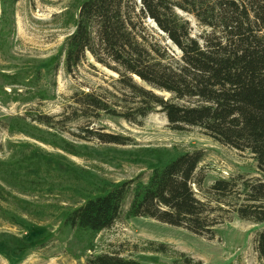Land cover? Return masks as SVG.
I'll return each instance as SVG.
<instances>
[{"label": "trees", "instance_id": "1", "mask_svg": "<svg viewBox=\"0 0 264 264\" xmlns=\"http://www.w3.org/2000/svg\"><path fill=\"white\" fill-rule=\"evenodd\" d=\"M20 1L0 0V42L15 34ZM178 11L194 16L202 32L194 34ZM65 18L73 28L62 49L67 74L92 59L118 78L112 89L76 92L59 116L29 108L22 121L56 135L71 133L69 125L76 124L72 135L78 142L126 145L121 136L96 128L103 117L141 124L162 114L173 131L199 128L223 146L251 153L260 175L220 178L204 191L200 167L205 153H183L154 169L145 185L125 182L88 200L66 224L100 234L117 223L128 200L132 217L200 237H213L216 227L236 216L263 227L255 242L264 264V0H82ZM22 77L1 76L0 102L41 104L49 99L40 72ZM3 125L10 131L23 128L20 119L14 126ZM36 141L60 148L44 136ZM200 192L207 196L200 199ZM155 252L167 254L163 245ZM87 264L140 263L111 253L91 256Z\"/></svg>", "mask_w": 264, "mask_h": 264}, {"label": "rangeland", "instance_id": "2", "mask_svg": "<svg viewBox=\"0 0 264 264\" xmlns=\"http://www.w3.org/2000/svg\"><path fill=\"white\" fill-rule=\"evenodd\" d=\"M81 1L21 0L15 8V34L0 42V86L4 74H20L23 81L40 72V85L50 96L41 104L17 99L0 102L4 122L0 123V264H87L91 256L111 253L140 264H263L255 242L263 227L236 216L216 227L213 237H200L183 228L132 217L128 200L117 223L100 234L66 224L70 214L88 200L125 182L145 185L154 169L187 152L205 153L200 167L206 177L204 191L220 178L260 176L251 153L223 146L199 128L173 131L162 114H152L141 124L103 117L96 128L121 136L126 145L78 142L72 135L76 124L69 125L71 133L56 135L22 121L29 108L59 116L76 92L112 89L118 78L92 59L72 75L65 70L62 49L73 31L65 14ZM178 12L190 22L194 34L202 32L194 16ZM160 39L171 46L164 35ZM19 119L23 128L10 131L3 125ZM40 136L60 148L36 141ZM161 245L167 254L155 252Z\"/></svg>", "mask_w": 264, "mask_h": 264}]
</instances>
